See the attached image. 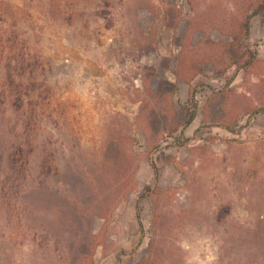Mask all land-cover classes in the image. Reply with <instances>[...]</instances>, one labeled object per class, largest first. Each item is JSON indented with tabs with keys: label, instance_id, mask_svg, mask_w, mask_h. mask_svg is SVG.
Returning a JSON list of instances; mask_svg holds the SVG:
<instances>
[{
	"label": "rangeland",
	"instance_id": "obj_1",
	"mask_svg": "<svg viewBox=\"0 0 264 264\" xmlns=\"http://www.w3.org/2000/svg\"><path fill=\"white\" fill-rule=\"evenodd\" d=\"M263 2L0 0L51 89L37 152L92 194L84 255L15 264L241 262L226 237L264 231Z\"/></svg>",
	"mask_w": 264,
	"mask_h": 264
},
{
	"label": "trees",
	"instance_id": "obj_2",
	"mask_svg": "<svg viewBox=\"0 0 264 264\" xmlns=\"http://www.w3.org/2000/svg\"><path fill=\"white\" fill-rule=\"evenodd\" d=\"M3 10L1 7L0 264H15L17 249L26 243L33 256L37 251L47 253L53 242H62L67 259L73 263L91 243L88 228L93 220L86 211L91 209L92 194L84 184L71 183L65 177L57 180L60 184L55 183L51 178L54 154L37 152L36 133L51 89L38 81L37 54L21 42L17 24L9 23ZM263 10L264 2L255 14ZM195 117L196 110L190 113L186 125ZM162 222L153 220L157 233L164 227ZM262 225L264 221L258 223ZM225 243L231 252L244 255L238 264H264V231L229 235ZM155 247L151 242L149 251ZM150 257L154 258V251ZM30 261L40 262L38 256Z\"/></svg>",
	"mask_w": 264,
	"mask_h": 264
}]
</instances>
